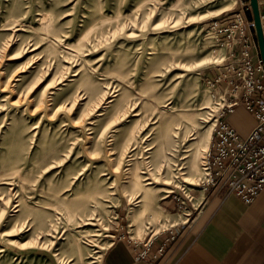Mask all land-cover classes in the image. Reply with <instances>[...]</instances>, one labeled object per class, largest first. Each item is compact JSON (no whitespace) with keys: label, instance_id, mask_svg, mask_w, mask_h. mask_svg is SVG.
Returning <instances> with one entry per match:
<instances>
[{"label":"rangeland","instance_id":"1","mask_svg":"<svg viewBox=\"0 0 264 264\" xmlns=\"http://www.w3.org/2000/svg\"><path fill=\"white\" fill-rule=\"evenodd\" d=\"M239 12L254 23L250 0H0V264H100L117 229L194 217L163 202L210 180Z\"/></svg>","mask_w":264,"mask_h":264},{"label":"crops","instance_id":"2","mask_svg":"<svg viewBox=\"0 0 264 264\" xmlns=\"http://www.w3.org/2000/svg\"><path fill=\"white\" fill-rule=\"evenodd\" d=\"M259 4L264 23V0ZM225 120L243 138L256 124L243 105ZM195 194L188 197L183 192L164 199L167 210L187 202L193 207V199L201 202L194 217L191 212L186 220L182 215L175 217L171 228L148 242L117 229L100 264H264V190L251 204L231 193L227 185H207Z\"/></svg>","mask_w":264,"mask_h":264},{"label":"built area","instance_id":"3","mask_svg":"<svg viewBox=\"0 0 264 264\" xmlns=\"http://www.w3.org/2000/svg\"><path fill=\"white\" fill-rule=\"evenodd\" d=\"M254 30L245 12L236 13L221 30L230 55L213 82L226 102L215 124L206 165L210 171L207 185H227L247 204L264 190V63ZM240 105L256 118L245 138L225 120Z\"/></svg>","mask_w":264,"mask_h":264},{"label":"water","instance_id":"4","mask_svg":"<svg viewBox=\"0 0 264 264\" xmlns=\"http://www.w3.org/2000/svg\"><path fill=\"white\" fill-rule=\"evenodd\" d=\"M255 32L258 40L259 50L264 63V24L260 10L259 0H250Z\"/></svg>","mask_w":264,"mask_h":264},{"label":"bare ground","instance_id":"5","mask_svg":"<svg viewBox=\"0 0 264 264\" xmlns=\"http://www.w3.org/2000/svg\"><path fill=\"white\" fill-rule=\"evenodd\" d=\"M17 23V25H18V23L19 22H16ZM21 24V23H20ZM21 26V25H20ZM19 29V28H18ZM14 32V31H13ZM171 114V113H170ZM197 158H198V156L195 154V155H193V157H192V160H191V164H190V168L191 169H193V168H195V167H197ZM206 172V174H205V176H207L208 175V179H210V171H208V170H205ZM138 172H137V169H133L132 171H130V179H131V183L132 184H138L139 183V181H138V179H139V176H138V174H137ZM151 184V183H150ZM149 194H150V192H149V190L148 189H144L143 190V197H144V199L147 201L148 199H150V196H149ZM141 200H139V202H140ZM148 203V202H147ZM147 203L145 204V207H146V205H147ZM19 206V205H18ZM142 211V209H136V210H134V212H135V214H136V216L138 217V216H140V212ZM3 216V214H1L0 215V218ZM94 217V215L93 216H91L90 218H87L86 220H85V222L87 223V224H93V223H91L92 222V218Z\"/></svg>","mask_w":264,"mask_h":264},{"label":"trees","instance_id":"6","mask_svg":"<svg viewBox=\"0 0 264 264\" xmlns=\"http://www.w3.org/2000/svg\"><path fill=\"white\" fill-rule=\"evenodd\" d=\"M250 18H251V15H250Z\"/></svg>","mask_w":264,"mask_h":264}]
</instances>
